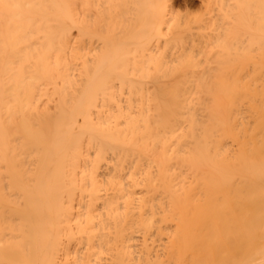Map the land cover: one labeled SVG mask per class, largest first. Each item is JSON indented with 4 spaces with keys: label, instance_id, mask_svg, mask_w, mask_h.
Returning a JSON list of instances; mask_svg holds the SVG:
<instances>
[{
    "label": "bare ground",
    "instance_id": "1",
    "mask_svg": "<svg viewBox=\"0 0 264 264\" xmlns=\"http://www.w3.org/2000/svg\"><path fill=\"white\" fill-rule=\"evenodd\" d=\"M200 2L0 0V264H264V0Z\"/></svg>",
    "mask_w": 264,
    "mask_h": 264
},
{
    "label": "rangeland",
    "instance_id": "2",
    "mask_svg": "<svg viewBox=\"0 0 264 264\" xmlns=\"http://www.w3.org/2000/svg\"><path fill=\"white\" fill-rule=\"evenodd\" d=\"M187 1V2H186ZM195 1V2H194ZM200 1H202V0H200ZM199 0H180V2H181V4L179 3V0L178 1H176V0H174V5H175V3H176V5H175V9H178L179 7L177 6V4H180V6H182V8L180 7L179 8V10L181 9L182 10V12H183V10H184V12H185V9H186V12L187 13H194L196 10H197V12H198V10H200L201 8H202V4H201V2H200ZM194 2V3H193ZM194 5V6H193ZM201 6V7H200ZM184 7H185V9H184ZM194 7V8H193ZM190 9V10H189ZM181 10H180V12H181ZM188 10V11H187ZM189 11H191V12H189ZM201 11V10H200ZM196 12V13H197Z\"/></svg>",
    "mask_w": 264,
    "mask_h": 264
}]
</instances>
